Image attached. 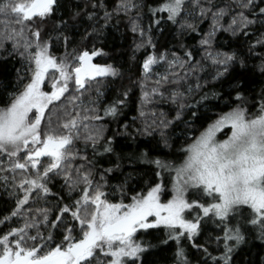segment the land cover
Here are the masks:
<instances>
[{
    "label": "snow or ice",
    "instance_id": "obj_1",
    "mask_svg": "<svg viewBox=\"0 0 264 264\" xmlns=\"http://www.w3.org/2000/svg\"><path fill=\"white\" fill-rule=\"evenodd\" d=\"M0 189V264H264V0H0Z\"/></svg>",
    "mask_w": 264,
    "mask_h": 264
},
{
    "label": "trees",
    "instance_id": "obj_2",
    "mask_svg": "<svg viewBox=\"0 0 264 264\" xmlns=\"http://www.w3.org/2000/svg\"><path fill=\"white\" fill-rule=\"evenodd\" d=\"M6 199V196L3 194V189H0V217H2V215L6 214L11 209V201L5 203Z\"/></svg>",
    "mask_w": 264,
    "mask_h": 264
},
{
    "label": "rangeland",
    "instance_id": "obj_3",
    "mask_svg": "<svg viewBox=\"0 0 264 264\" xmlns=\"http://www.w3.org/2000/svg\"><path fill=\"white\" fill-rule=\"evenodd\" d=\"M221 136L223 135V133L220 134Z\"/></svg>",
    "mask_w": 264,
    "mask_h": 264
}]
</instances>
